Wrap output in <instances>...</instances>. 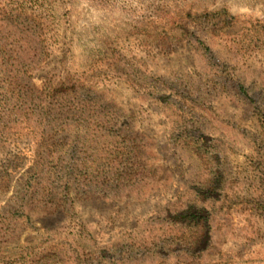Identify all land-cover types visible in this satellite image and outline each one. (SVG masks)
Listing matches in <instances>:
<instances>
[{"label": "rangeland", "instance_id": "374dc122", "mask_svg": "<svg viewBox=\"0 0 264 264\" xmlns=\"http://www.w3.org/2000/svg\"><path fill=\"white\" fill-rule=\"evenodd\" d=\"M0 264H264V0H0Z\"/></svg>", "mask_w": 264, "mask_h": 264}, {"label": "trees", "instance_id": "16d2710c", "mask_svg": "<svg viewBox=\"0 0 264 264\" xmlns=\"http://www.w3.org/2000/svg\"><path fill=\"white\" fill-rule=\"evenodd\" d=\"M26 21L28 22L26 24V38L30 40L34 39V37L41 38L42 29L36 23L37 18L31 14L26 16ZM35 59V55H33L28 60V68H32L39 62ZM26 92L28 94L31 93L32 99L36 98L38 106H41V116H46L41 124L42 126L39 125L42 127V133L54 130L52 128L64 129L72 127L71 122H76L77 120H80L82 124L84 123L83 125H79V127L90 131V126L86 125V121L92 118V116L98 117L100 114L97 110L100 100L94 97L95 93L90 88L84 86L78 79L57 81L53 84L49 83L48 87L42 91H38L29 78V81L26 83ZM32 111L30 108V112ZM177 219H185V222H194L197 225H201V227H208L206 218L197 219L194 216L188 215L178 217Z\"/></svg>", "mask_w": 264, "mask_h": 264}]
</instances>
